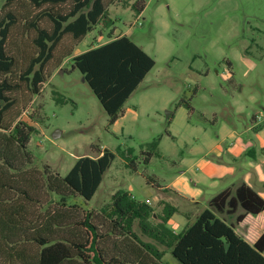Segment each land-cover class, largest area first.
Instances as JSON below:
<instances>
[{
  "label": "rangeland",
  "instance_id": "374dc122",
  "mask_svg": "<svg viewBox=\"0 0 264 264\" xmlns=\"http://www.w3.org/2000/svg\"><path fill=\"white\" fill-rule=\"evenodd\" d=\"M5 1L0 0V13ZM138 1L145 3L140 14L132 8ZM109 17L113 26H96L38 95L15 94L18 104L27 105L21 120L35 129L27 151L33 166L65 176L79 157L110 150L115 159L93 198L69 202L100 211L116 191L125 190L153 207V220L164 202L175 205L168 226L180 232L216 192L205 173L219 148L238 139L253 142L254 154L264 160V140H257L256 131H264V0H118ZM110 35L128 36L155 61L111 126L82 73L72 69L74 56L103 45ZM181 101L191 110L177 107ZM254 125L259 127L251 129ZM155 140L158 149L146 164ZM251 155L243 158H256ZM176 177L202 188L205 197L195 202L173 192L167 185ZM160 249L165 263L179 264L170 250Z\"/></svg>",
  "mask_w": 264,
  "mask_h": 264
},
{
  "label": "trees",
  "instance_id": "16d2710c",
  "mask_svg": "<svg viewBox=\"0 0 264 264\" xmlns=\"http://www.w3.org/2000/svg\"><path fill=\"white\" fill-rule=\"evenodd\" d=\"M116 1L6 0L2 6L0 264H167L160 247L179 264H264V229L253 244L236 232L248 215L264 212V198L246 183L216 194L177 232L168 226L177 212L169 202L157 220L150 204L125 190L116 191L100 211L69 202L93 198L115 159L108 149L97 148V157H79L65 176L49 166H33L27 148L35 129L21 120L27 105L18 104L15 94L38 95L52 71L96 26L111 28L109 7ZM132 8L140 14L145 3ZM110 39L74 56L72 69L82 73L111 126L155 61L126 35ZM181 106L191 110L187 102H178ZM158 146L159 140L150 143L146 164Z\"/></svg>",
  "mask_w": 264,
  "mask_h": 264
},
{
  "label": "crops",
  "instance_id": "0c3cea01",
  "mask_svg": "<svg viewBox=\"0 0 264 264\" xmlns=\"http://www.w3.org/2000/svg\"><path fill=\"white\" fill-rule=\"evenodd\" d=\"M253 119H255V117ZM257 127H259V125H254L251 129ZM256 131H259L257 132V140L263 141L264 131L261 130V128ZM254 148L253 142L248 143L238 139L235 140L230 147L226 149L219 148L217 150L216 162H207L206 164L205 178L207 179L208 187L216 191L207 201L222 190L229 187L234 188L241 183L248 184L264 198V160L258 159V155L254 154ZM247 153H250V155L252 154L251 156L253 157L256 155V158H251L249 161L245 160L243 155ZM167 187L173 192L195 202L205 197V191L202 188L191 187L183 177H176L174 182L171 185L168 184ZM231 221L232 219L229 220V222ZM248 223H251V226ZM263 229L264 212L256 217L248 215L245 220L237 226L236 232L250 244H253L260 236Z\"/></svg>",
  "mask_w": 264,
  "mask_h": 264
},
{
  "label": "water",
  "instance_id": "95a60500",
  "mask_svg": "<svg viewBox=\"0 0 264 264\" xmlns=\"http://www.w3.org/2000/svg\"><path fill=\"white\" fill-rule=\"evenodd\" d=\"M84 80H85V78H84ZM58 136H59V135L55 134V135H54V138H57Z\"/></svg>",
  "mask_w": 264,
  "mask_h": 264
}]
</instances>
